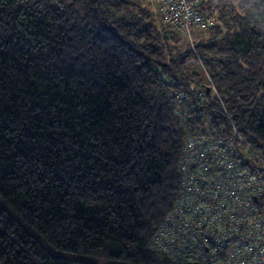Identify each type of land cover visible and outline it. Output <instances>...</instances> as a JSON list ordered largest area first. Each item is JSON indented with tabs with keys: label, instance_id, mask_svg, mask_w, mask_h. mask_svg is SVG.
Segmentation results:
<instances>
[{
	"label": "trees",
	"instance_id": "1",
	"mask_svg": "<svg viewBox=\"0 0 264 264\" xmlns=\"http://www.w3.org/2000/svg\"><path fill=\"white\" fill-rule=\"evenodd\" d=\"M200 9L220 19L196 45L220 99L178 115L202 72L149 5L0 0V264H176L148 243L187 134H228L231 116L264 153V0Z\"/></svg>",
	"mask_w": 264,
	"mask_h": 264
},
{
	"label": "built area",
	"instance_id": "2",
	"mask_svg": "<svg viewBox=\"0 0 264 264\" xmlns=\"http://www.w3.org/2000/svg\"><path fill=\"white\" fill-rule=\"evenodd\" d=\"M151 2L157 5L159 15L169 25L172 31L191 34L198 27L203 28L219 24V20L215 21L216 17L211 16L213 14L200 9L203 0H151ZM197 58L199 57L197 56ZM207 74L209 75L208 72ZM208 80L209 83L206 82L202 86H198L201 88L199 95L200 101L210 100L215 96H219L218 90L210 80V77ZM207 88L209 89L208 91ZM179 91L182 96L181 98L186 99L189 109H194L196 106L192 103L193 101L190 102V94H193V91L200 92L197 86H195V83L190 84L189 90L180 86ZM176 100L177 96L174 98V101ZM220 102L224 107L223 101ZM174 111L180 115L181 111L177 103H175ZM202 112H199V115H202ZM228 116L230 115L228 114ZM228 120L230 124L228 134L194 132L190 133V135L188 133V136L185 137L186 144H184L185 152L181 162L182 174L179 195L172 209L166 213L162 222L156 228L157 232L151 237L148 243L149 247L157 250L162 255L168 256L172 259L173 263L241 264L238 263L240 257H249L248 255L252 251L258 249L263 261L262 264H264V183L256 191L251 190L249 192V203L252 207L249 205L243 207V210L247 211L244 213L250 211V216L246 218L245 215L232 214L231 216L225 215L223 219L221 218L220 221H217L215 215L217 211H192V205L196 202V196L193 194V191H188L187 183L190 182L188 178L189 174L197 169L205 172L207 174L206 176H208L200 177V172L196 175L198 182H200L198 186L207 193L203 198H206L208 203L220 206L223 212L229 211L227 202L229 199L228 190L224 188L218 189L215 182L216 180L217 182L223 183L225 179L222 174L227 170L226 165L221 164L226 163L227 159L221 155L219 156L218 146L214 143L216 136L222 135L225 140L229 137L227 142L229 141L231 146H235L236 151L234 152L238 156L237 159L242 161L240 166H248L251 174L260 180H264V153L258 150L253 144V141L258 139L250 131H243L236 124H233L235 122L231 119V116L228 117ZM205 135L211 138L210 150L205 153L203 161L199 165L197 163L188 164L184 156L187 155L190 147H200V136L204 137ZM228 146L230 147V145ZM235 171L238 172L237 169ZM248 176L249 174L244 175L245 178ZM248 185L253 186V183ZM182 203L185 204L184 210L181 209ZM169 226H180L181 232H179V235H183L184 237L182 236L180 240L176 239L175 242L171 243L167 240L170 246H167L166 250L152 246L150 243L154 239L159 240L161 232ZM177 244H179V247H177ZM242 264L249 263L244 261Z\"/></svg>",
	"mask_w": 264,
	"mask_h": 264
},
{
	"label": "rangeland",
	"instance_id": "3",
	"mask_svg": "<svg viewBox=\"0 0 264 264\" xmlns=\"http://www.w3.org/2000/svg\"><path fill=\"white\" fill-rule=\"evenodd\" d=\"M140 2H142L144 5H149L150 9L154 12V14L156 16V13H158V7L156 4L151 2V0H140ZM211 14H213L211 16L216 17L215 21L219 20V24H220V19L218 18L217 14H215V13H211ZM211 26L212 25L207 26V27H203V28L198 27V28L194 29L191 34L183 33L185 40L189 43L190 47L193 50V56L189 57L187 63H188V65L193 67L192 68L193 71L197 70L198 72H200V71L202 72L201 76L203 77V83L199 84L198 82H195V86H197V88L199 89L200 92L198 93L196 91H193L194 93L190 94V99H196L198 101H200L199 95L201 93V88H199L198 86H202L206 82L209 83V80H208L209 75L206 72V69L204 67L205 65H203L200 58H197L198 53L196 51V49H197L196 45L202 39H205L209 36L208 29ZM190 84L191 83H189V87H190ZM216 94L218 95V93H216ZM176 96H177V100L174 102L177 103L179 108H180V111H181L180 115H182V112H183L182 108L185 109V111L187 113H189L190 109L187 105L186 99L181 98L182 96L180 95L179 89L177 90ZM182 103H184V104H182ZM231 119H233V117H231ZM233 124H236V122ZM200 138H201V141H200L201 146L200 147H190L189 152L187 153L186 156H184L186 158V160L188 161V164L197 163L199 165V163H201L203 161L205 153L210 150L209 145H210L211 138L207 137L206 135L204 137L200 136ZM228 138L229 137H227V140H228ZM227 140H225L222 135L215 137L214 143L217 144V146H218L219 156L221 155L225 159H227L226 163H221V164L226 165V167H227V170H225V172L222 174L225 181L223 183H221V182H217L215 180V182L218 186V189L224 188V189L228 190L229 199L227 202L229 205V207H228L229 211L223 212L221 210L220 206H216L215 204L208 203L206 198H203V196H205L207 193L201 187L198 186V183H200V182H198V180H197L198 177H196V175H197V173L200 172V177L206 176L207 174L205 172H203L199 169L191 172L189 174V177H188L190 182L187 183L188 191L189 192L193 191V194L196 196L195 197L196 202L192 205V211H198V210H200L199 212H203L205 210L217 211L215 214L217 221H220L221 218L223 219V217L225 215L231 216L232 214H240V215H245V218L250 216V211H248V213H244L247 211L243 210V207L248 206V205L250 206L249 192L251 190L256 191V189H258L260 187V185L262 183H264V180H260L257 177H255L253 174H251L248 166H244V165L240 166L242 161H240V159H237L238 156L234 152V151H236L235 146H231L230 142L229 141L227 142ZM193 143H194V145H196L195 142H193ZM227 145H230L231 149L229 146L227 147ZM221 164H218V165H221ZM217 168H219V166H217ZM235 169H237L238 172H236ZM245 174H249V176L247 178H245L244 177ZM206 177H208V176H206ZM252 183H253V186L248 185V184H252ZM179 192H180V190L178 191V195H179ZM215 193L218 194L217 191H215ZM184 206H185V204L182 203L181 209L184 210V208H185ZM250 207H252V206H250ZM251 211H253V210H251ZM258 221H259V218H258ZM179 232H181L180 226L179 227H175V226L166 227L164 229V231L161 232L160 239L159 240L154 239V241H152L150 244L152 246L160 247L162 250H166V247L170 246L169 243L175 242L176 239L180 240V237L183 236V235H179ZM167 240H169V243L167 242ZM177 247H179V244H177ZM248 256L249 257H247V256L240 257V261H238V263L242 264L244 261L246 263H249V264H262L263 263L258 249H256L255 251H252V253H250Z\"/></svg>",
	"mask_w": 264,
	"mask_h": 264
},
{
	"label": "water",
	"instance_id": "4",
	"mask_svg": "<svg viewBox=\"0 0 264 264\" xmlns=\"http://www.w3.org/2000/svg\"><path fill=\"white\" fill-rule=\"evenodd\" d=\"M209 89L207 88V91H208Z\"/></svg>",
	"mask_w": 264,
	"mask_h": 264
},
{
	"label": "bare ground",
	"instance_id": "5",
	"mask_svg": "<svg viewBox=\"0 0 264 264\" xmlns=\"http://www.w3.org/2000/svg\"><path fill=\"white\" fill-rule=\"evenodd\" d=\"M206 112V111H205Z\"/></svg>",
	"mask_w": 264,
	"mask_h": 264
}]
</instances>
